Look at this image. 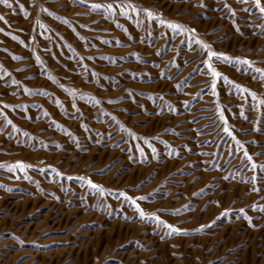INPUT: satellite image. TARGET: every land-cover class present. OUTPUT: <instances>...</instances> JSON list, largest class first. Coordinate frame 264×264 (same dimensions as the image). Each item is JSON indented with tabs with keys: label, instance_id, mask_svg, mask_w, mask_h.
<instances>
[{
	"label": "rangeland",
	"instance_id": "obj_1",
	"mask_svg": "<svg viewBox=\"0 0 264 264\" xmlns=\"http://www.w3.org/2000/svg\"><path fill=\"white\" fill-rule=\"evenodd\" d=\"M255 68V0H0V264H264Z\"/></svg>",
	"mask_w": 264,
	"mask_h": 264
},
{
	"label": "snow or ice",
	"instance_id": "obj_2",
	"mask_svg": "<svg viewBox=\"0 0 264 264\" xmlns=\"http://www.w3.org/2000/svg\"><path fill=\"white\" fill-rule=\"evenodd\" d=\"M5 2H7V0H5ZM242 2L247 3V0H242ZM255 6L258 8V10L261 14H264V6H261L260 0H255ZM109 7H111V6H109ZM226 7H227V5H226ZM45 11H46V9H45ZM151 14L152 13L149 10V15H151ZM170 26L174 27V28H180L181 27L180 25H170ZM192 31L194 32L195 29H193ZM202 46L204 48H208V49H210V47H211L210 45H207V44H203ZM208 57H209V60L207 62H205L207 65V74L208 75L214 77L216 80H223L225 83H232L234 87L238 88L242 92H249L250 95L252 96V98L256 99V93L255 92H252L250 89L244 88L243 86L236 85L235 82L229 81L228 78L226 76H224L221 72L217 71L216 68L213 66V64L210 62L213 57H215L218 60H225L228 62H233V58L227 57L223 53H217V52H213V51L208 52ZM235 63L243 64V65L247 66L248 68H252L254 66V62L247 59V58H245L243 60L236 58ZM255 71L259 74V78L264 79V70L259 69V68H255ZM253 78L256 79L257 77H253ZM211 87L214 89L216 87V84L213 83L211 85ZM261 103H264V101H261ZM9 123H10V121H9ZM245 154L247 155V153H245ZM249 159H251V157H249ZM18 165L21 168L24 167L23 162H18ZM89 183H91V181H89ZM92 186L94 188L100 187L99 185H95V184H93ZM140 199H144V197H140ZM133 203H135V201H133ZM137 207L139 208V205H137ZM241 211H243V209H241ZM140 214L143 216V210H141ZM249 219H251V218H249ZM167 227L171 231H174L177 233L185 231V230L180 229V228H174L172 225H167Z\"/></svg>",
	"mask_w": 264,
	"mask_h": 264
}]
</instances>
